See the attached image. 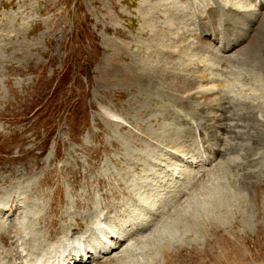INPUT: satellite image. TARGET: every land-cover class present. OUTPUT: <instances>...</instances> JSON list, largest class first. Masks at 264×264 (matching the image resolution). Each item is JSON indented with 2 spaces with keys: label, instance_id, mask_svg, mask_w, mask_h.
Instances as JSON below:
<instances>
[{
  "label": "rangeland",
  "instance_id": "obj_1",
  "mask_svg": "<svg viewBox=\"0 0 264 264\" xmlns=\"http://www.w3.org/2000/svg\"><path fill=\"white\" fill-rule=\"evenodd\" d=\"M260 2L0 0L3 264H264Z\"/></svg>",
  "mask_w": 264,
  "mask_h": 264
},
{
  "label": "bare ground",
  "instance_id": "obj_2",
  "mask_svg": "<svg viewBox=\"0 0 264 264\" xmlns=\"http://www.w3.org/2000/svg\"><path fill=\"white\" fill-rule=\"evenodd\" d=\"M256 37V40H255V42L253 43V45H252V43H251V49L252 50H257V45L258 44H264V41H263V39H262V36H255ZM251 38V37H250ZM258 39V40H257ZM250 49V50H251ZM260 49V48H259ZM223 52L224 53H228L229 54V56L232 58L233 56H236L237 54H238V50H235L234 48L233 49H229V48H227V49H224L223 50ZM222 52V53H223ZM240 54V53H239ZM240 56V55H239ZM244 56V55H243ZM237 57V56H236ZM246 57V56H245ZM263 66H264V64H263ZM224 104V103H223ZM224 107V106H223ZM222 107V108H223ZM218 111H221V109L220 110H218ZM217 117L216 118H220L221 119V121H220V126L219 127H222L223 129H226V127H225V123L223 122L224 121V118H223V116L222 115H220V114H218V115H216ZM218 118V119H219ZM206 119V118H205ZM219 119V120H220ZM207 121H210V120H208V119H206ZM215 123V122H214ZM223 150V149H222ZM220 178V177H219ZM200 185V184H199ZM215 203V202H214ZM217 203V202H216ZM99 226H101V228H102V225L100 224ZM98 226V227H99ZM105 229V228H104ZM104 232H106V231H104ZM108 233V232H107ZM104 234V233H103ZM69 237V236H68ZM114 237V236H113ZM116 238V237H115ZM75 237L74 238H70V239H68V240H66V244H71V245H73V247H75V249H78L79 248V246H82V245H80L79 244V241H82V238L81 239H79V241H76L75 242ZM101 240V239H100ZM109 240V239H108ZM121 241H123L122 239H120ZM2 242V241H1ZM83 242V241H82ZM102 242V241H101ZM113 242V241H112ZM104 243V242H103ZM115 244V243H114ZM113 244V245H114ZM101 245H102V243H101ZM108 245V244H107ZM111 246V245H110ZM115 246V245H114ZM117 246V245H116ZM83 247V246H82ZM121 247V246H120ZM66 248V250H67V247H65ZM117 248V247H116ZM99 250V249H98ZM74 251L76 252V250H71L70 249V255H72L71 257H75V254H74ZM82 252V251H81ZM89 252V251H88ZM79 253V252H78ZM14 254V253H13ZM77 254V253H76ZM86 254V253H85ZM97 254V253H96ZM101 254V253H100ZM5 255V257H7L8 256V253H6V254H4ZM13 256V255H12ZM77 257V256H76ZM76 257H75V260H76ZM83 257V256H82ZM88 257H90V256H88ZM21 258V257H20ZM115 258V257H114ZM120 258V257H119ZM10 259H12V258H10ZM77 259H79V258H77ZM108 259V258H107ZM38 260V259H37ZM75 260H74V262H75ZM73 262V263H74ZM71 262H69V263H67V264H70ZM72 263V264H73Z\"/></svg>",
  "mask_w": 264,
  "mask_h": 264
}]
</instances>
